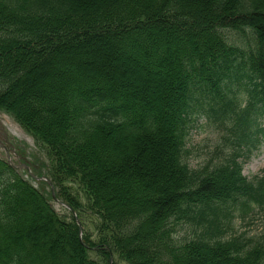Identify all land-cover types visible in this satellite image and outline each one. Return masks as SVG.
Listing matches in <instances>:
<instances>
[{
    "label": "trees",
    "instance_id": "trees-1",
    "mask_svg": "<svg viewBox=\"0 0 264 264\" xmlns=\"http://www.w3.org/2000/svg\"><path fill=\"white\" fill-rule=\"evenodd\" d=\"M198 108L232 152L195 171ZM0 113L70 211L0 159V264H264V234L227 235L264 207L242 160L264 137V0H0Z\"/></svg>",
    "mask_w": 264,
    "mask_h": 264
},
{
    "label": "rangeland",
    "instance_id": "rangeland-1",
    "mask_svg": "<svg viewBox=\"0 0 264 264\" xmlns=\"http://www.w3.org/2000/svg\"><path fill=\"white\" fill-rule=\"evenodd\" d=\"M243 94V93H242ZM264 128V121L262 122ZM0 127L7 135L9 145L7 146L8 155L0 147V158L8 161L12 160L18 164L15 159L20 158L22 163H29L34 175L40 171L49 180L46 166L48 165L47 156L39 147L36 146L34 139L27 135L21 127L8 115L0 113ZM230 123L224 121V126L215 121L206 111H200L199 108L194 112L189 124L186 136V147L184 150V161L195 171L212 169L217 163L229 157L232 152L226 144L225 138L231 137L229 131ZM1 145V143H0ZM243 160V175L249 180L263 176L264 172V137L257 149ZM25 161V162H24ZM9 162V161H8ZM22 175L30 180L35 186H40L41 182L30 177L25 170L20 171ZM51 181V180H50ZM46 191L51 188L46 187ZM57 193V190H55ZM54 209L61 215L70 213L69 210L59 204L58 201L52 200ZM250 210L247 214L242 213L240 207L233 208L232 226L227 235L240 236L245 241L258 240L264 234V207L249 203ZM189 232V231H188ZM185 234H182L184 236ZM95 258V254L91 253ZM115 264H126L114 257Z\"/></svg>",
    "mask_w": 264,
    "mask_h": 264
},
{
    "label": "water",
    "instance_id": "water-1",
    "mask_svg": "<svg viewBox=\"0 0 264 264\" xmlns=\"http://www.w3.org/2000/svg\"><path fill=\"white\" fill-rule=\"evenodd\" d=\"M25 169L29 170V167L27 165H24L23 166ZM55 197V196H54ZM80 225V224H79ZM80 229H81V226H80Z\"/></svg>",
    "mask_w": 264,
    "mask_h": 264
}]
</instances>
